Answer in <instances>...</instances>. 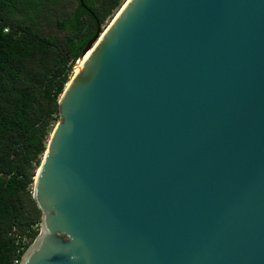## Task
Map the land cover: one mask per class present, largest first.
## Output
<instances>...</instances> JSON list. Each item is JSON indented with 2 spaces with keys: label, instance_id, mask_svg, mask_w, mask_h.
Wrapping results in <instances>:
<instances>
[{
  "label": "water",
  "instance_id": "1",
  "mask_svg": "<svg viewBox=\"0 0 264 264\" xmlns=\"http://www.w3.org/2000/svg\"><path fill=\"white\" fill-rule=\"evenodd\" d=\"M87 50L17 264H264V0H123Z\"/></svg>",
  "mask_w": 264,
  "mask_h": 264
},
{
  "label": "trees",
  "instance_id": "2",
  "mask_svg": "<svg viewBox=\"0 0 264 264\" xmlns=\"http://www.w3.org/2000/svg\"><path fill=\"white\" fill-rule=\"evenodd\" d=\"M83 2L94 16L79 0H0V264H17L38 232L32 178L58 118L59 94L96 24L123 0Z\"/></svg>",
  "mask_w": 264,
  "mask_h": 264
},
{
  "label": "rangeland",
  "instance_id": "3",
  "mask_svg": "<svg viewBox=\"0 0 264 264\" xmlns=\"http://www.w3.org/2000/svg\"><path fill=\"white\" fill-rule=\"evenodd\" d=\"M121 5V4H120ZM116 11H114L111 15H109V16H107L104 20H103V22H101V24L99 25L100 26V29H103L106 25H107V23L110 21V19L112 18V16H113V14L115 13ZM46 32H49V33H57V32H59L60 33V31H58L57 29H55V28H49V29H44ZM71 74H72V70H70V72H69V74H68V79H69V77L71 76ZM57 119H59V115H58V118ZM35 170H36V167H35V169H34V172H35ZM34 175V174H33Z\"/></svg>",
  "mask_w": 264,
  "mask_h": 264
},
{
  "label": "bare ground",
  "instance_id": "4",
  "mask_svg": "<svg viewBox=\"0 0 264 264\" xmlns=\"http://www.w3.org/2000/svg\"><path fill=\"white\" fill-rule=\"evenodd\" d=\"M89 50H87V51H85L78 59H77V61L75 62V64H74V68H73V70H72V73H73V71H75L77 68H78V66H79V64L81 63V61L83 60V58L85 57V55L87 54V52H88Z\"/></svg>",
  "mask_w": 264,
  "mask_h": 264
},
{
  "label": "built area",
  "instance_id": "5",
  "mask_svg": "<svg viewBox=\"0 0 264 264\" xmlns=\"http://www.w3.org/2000/svg\"><path fill=\"white\" fill-rule=\"evenodd\" d=\"M16 237L19 238L20 243L26 242V237H24V235L23 236L16 235Z\"/></svg>",
  "mask_w": 264,
  "mask_h": 264
}]
</instances>
